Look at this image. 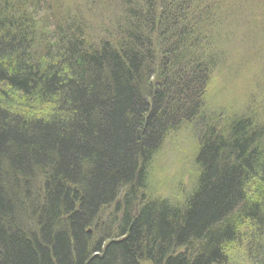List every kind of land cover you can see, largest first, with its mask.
Masks as SVG:
<instances>
[{
	"label": "trees",
	"instance_id": "1",
	"mask_svg": "<svg viewBox=\"0 0 264 264\" xmlns=\"http://www.w3.org/2000/svg\"><path fill=\"white\" fill-rule=\"evenodd\" d=\"M243 1L0 0V264H264V122L204 105ZM186 124L197 179L153 198Z\"/></svg>",
	"mask_w": 264,
	"mask_h": 264
},
{
	"label": "rangeland",
	"instance_id": "2",
	"mask_svg": "<svg viewBox=\"0 0 264 264\" xmlns=\"http://www.w3.org/2000/svg\"><path fill=\"white\" fill-rule=\"evenodd\" d=\"M224 17L232 30L231 41L224 45L225 59L207 86L204 105L220 121L251 115L264 122V0L229 5ZM198 145L188 124L170 135L150 168L147 194L181 202L197 179Z\"/></svg>",
	"mask_w": 264,
	"mask_h": 264
}]
</instances>
